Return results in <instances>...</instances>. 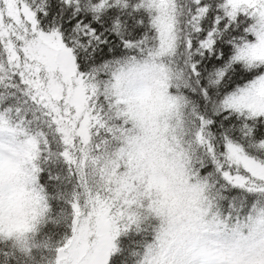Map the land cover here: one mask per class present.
Segmentation results:
<instances>
[{
  "label": "snow or ice",
  "instance_id": "6c2138e0",
  "mask_svg": "<svg viewBox=\"0 0 264 264\" xmlns=\"http://www.w3.org/2000/svg\"><path fill=\"white\" fill-rule=\"evenodd\" d=\"M21 192L0 264L53 199L50 264H264V0H0V204Z\"/></svg>",
  "mask_w": 264,
  "mask_h": 264
},
{
  "label": "trees",
  "instance_id": "16d2710c",
  "mask_svg": "<svg viewBox=\"0 0 264 264\" xmlns=\"http://www.w3.org/2000/svg\"><path fill=\"white\" fill-rule=\"evenodd\" d=\"M62 211L64 214H67L69 211L68 207L62 201L55 199L50 201V211L47 214L45 222L38 227V231L33 237L37 247L31 249L30 257L26 258V264H50L54 256L53 249L57 241H59L67 231L65 222L63 220H59L58 222V217ZM136 235L137 233L130 230L127 234H121L117 240L118 242L128 240L129 237ZM44 242L49 244L47 249L42 246ZM2 246L3 245H0V247ZM119 246L121 245L118 243V247ZM3 259V257H0V260ZM134 260L135 257L129 256L127 258V264H133ZM14 264H18V262H14Z\"/></svg>",
  "mask_w": 264,
  "mask_h": 264
},
{
  "label": "clouds",
  "instance_id": "9594fccd",
  "mask_svg": "<svg viewBox=\"0 0 264 264\" xmlns=\"http://www.w3.org/2000/svg\"><path fill=\"white\" fill-rule=\"evenodd\" d=\"M8 174L7 165H5V175ZM0 212L5 216L7 227V217L11 216L13 219V229L21 230L31 219V210L26 206V197L24 193H20L14 200H9L7 195L2 204H0Z\"/></svg>",
  "mask_w": 264,
  "mask_h": 264
}]
</instances>
